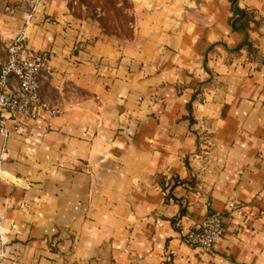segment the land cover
I'll use <instances>...</instances> for the list:
<instances>
[{"label":"crops","instance_id":"0c3cea01","mask_svg":"<svg viewBox=\"0 0 264 264\" xmlns=\"http://www.w3.org/2000/svg\"><path fill=\"white\" fill-rule=\"evenodd\" d=\"M133 6L122 40L0 0V68L23 31L60 109L0 135V264H264V0ZM214 211L211 254L186 233Z\"/></svg>","mask_w":264,"mask_h":264},{"label":"built area","instance_id":"2783aa9c","mask_svg":"<svg viewBox=\"0 0 264 264\" xmlns=\"http://www.w3.org/2000/svg\"><path fill=\"white\" fill-rule=\"evenodd\" d=\"M27 5L25 26L33 20L42 0H22ZM9 12L13 9L7 8ZM22 31L7 46L6 58L0 68V135L5 141L10 135L9 123L18 115L34 117L37 113L56 116L60 109L53 106L41 93L42 80L51 75L50 57L30 52L24 45ZM6 149V146L4 147ZM224 233L223 213L214 211L198 226L186 233L187 240L207 253H214ZM4 233L0 227V242ZM4 254L0 253V258Z\"/></svg>","mask_w":264,"mask_h":264},{"label":"rangeland","instance_id":"374dc122","mask_svg":"<svg viewBox=\"0 0 264 264\" xmlns=\"http://www.w3.org/2000/svg\"><path fill=\"white\" fill-rule=\"evenodd\" d=\"M72 16L78 20L95 22L106 34L122 40L133 32V0H68Z\"/></svg>","mask_w":264,"mask_h":264},{"label":"water","instance_id":"95a60500","mask_svg":"<svg viewBox=\"0 0 264 264\" xmlns=\"http://www.w3.org/2000/svg\"><path fill=\"white\" fill-rule=\"evenodd\" d=\"M202 140H204V139L202 138Z\"/></svg>","mask_w":264,"mask_h":264}]
</instances>
